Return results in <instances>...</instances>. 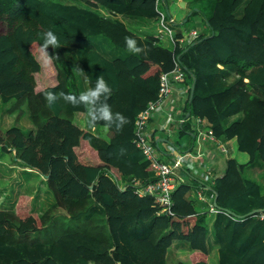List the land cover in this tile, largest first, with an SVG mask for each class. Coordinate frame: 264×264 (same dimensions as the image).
Wrapping results in <instances>:
<instances>
[{
	"label": "trees",
	"instance_id": "obj_1",
	"mask_svg": "<svg viewBox=\"0 0 264 264\" xmlns=\"http://www.w3.org/2000/svg\"><path fill=\"white\" fill-rule=\"evenodd\" d=\"M183 1L191 14L169 23L170 0H0V22L11 31L0 35V93L11 103L9 114L20 119L26 108L34 126L29 138L16 129L3 142L22 150L19 158L44 175L53 198L35 231L17 214V202L0 209V264H210L215 248L214 264H264V223L253 214L264 209V185L251 177L255 169L264 171V0ZM161 14L174 32L173 48L157 30L138 32L157 29ZM198 16L208 30L182 48L179 40L194 30L189 24ZM49 31L58 44L45 49ZM129 39L139 53L128 50ZM33 46L56 71V84L39 92L34 74L42 67ZM176 61L189 87L185 118L207 120L219 139H236L249 156L244 164L229 159L225 175L208 189L217 195L216 214L196 198L205 183L189 170L172 193V214L159 215L154 199L138 196L130 184L153 177L133 143L135 121L157 99L160 77ZM97 77L111 88L105 102L113 114L127 120L120 130H106L103 120L89 127L87 106L63 98L78 97ZM47 91L57 95L51 105ZM78 113L86 115L85 132L76 127ZM192 131L189 122L180 127L182 136ZM81 139L99 164L78 166L70 146ZM174 244L206 260L172 263Z\"/></svg>",
	"mask_w": 264,
	"mask_h": 264
},
{
	"label": "rangeland",
	"instance_id": "obj_2",
	"mask_svg": "<svg viewBox=\"0 0 264 264\" xmlns=\"http://www.w3.org/2000/svg\"><path fill=\"white\" fill-rule=\"evenodd\" d=\"M170 12L172 15L176 16L179 23H183L189 14L188 10H184V8L180 7L178 8L177 5L174 4H170ZM202 20L203 19L201 16H198L197 18L195 17L189 24L190 28L197 29L201 33H206L208 27L204 22H202ZM2 34L10 35L11 31L3 23L0 22V35ZM35 46H33L32 51L42 67L39 73L34 74L36 90L39 92L47 87H51L56 84V71L46 52L40 47ZM165 46L168 48H173L169 40L165 42ZM1 87L2 79L0 78V89ZM185 102L186 101L184 99H180L173 106L172 110L175 115L176 122L172 124L170 128H164L167 113L164 112L160 114L161 116L165 117V120L161 126L160 133L166 139V142L164 144L163 142L161 143V148L157 147V139L153 138L149 133L150 125L154 118L157 117V115L151 120L149 124L148 133L150 135V141L157 150V159L161 162L170 163L173 161L171 155H169L172 159L171 161H164L159 157V154L166 150V146L168 144L177 145L179 147L178 150L181 153L187 152L185 150L188 147L189 142L185 139H181L183 138V136L180 134V121L185 118ZM10 105L11 103L4 104L2 95L0 93V204L3 203L0 206H2L1 208L10 207L12 205V200H17V214L23 218L25 223V218L30 219V228L28 230L35 231L41 226L40 217L43 213L49 210L51 204H53V198L47 191L44 175L35 167L26 164L24 160L19 158L22 150L20 152H17L16 148L3 142V140L6 141L8 139L9 132H11L12 130H20L26 138H29L34 132V126L29 118L27 109L25 108V114L20 119H18L17 115H11L7 111ZM195 118L196 117L191 116L185 119V121L186 123L189 120L194 121L192 128L195 132H197ZM76 127L84 132L86 130L85 124L83 125L79 121H77ZM195 138L196 144L198 148H200L202 142L199 137ZM70 151H73L75 153L77 163L80 168L85 165H95L100 163V159L97 153L89 146L88 142H86L84 139L75 142V145L73 147L70 146ZM198 151L199 150H197V153H195L200 155ZM203 159L205 160V158ZM185 170L186 169L181 170L180 173L182 174ZM115 171L116 170L114 169V172ZM209 171L210 167L208 164H206V167L199 169V174L197 175L198 177H201L202 182L205 184H208L207 179L209 178ZM212 176L214 179H218V177L216 178L214 173L212 174ZM7 198H9L11 201H6ZM55 212L60 213L63 212V210L58 209ZM190 253L192 252L182 251L181 249H178L175 245H173V247L169 251V261L172 263H175L179 260L188 262ZM209 258L211 263L212 257L210 256Z\"/></svg>",
	"mask_w": 264,
	"mask_h": 264
},
{
	"label": "built area",
	"instance_id": "obj_3",
	"mask_svg": "<svg viewBox=\"0 0 264 264\" xmlns=\"http://www.w3.org/2000/svg\"><path fill=\"white\" fill-rule=\"evenodd\" d=\"M173 22L174 19L169 21V23ZM173 35L174 32L168 26L165 16L161 15L157 25L156 37L174 43L175 40ZM195 36L196 33H193L185 40L190 41ZM186 80L187 75L185 70L176 61L175 68L172 72L163 73L161 75L160 90L157 99L151 101L147 107L139 113L135 121V136L133 143L142 151L147 162L150 164L153 177L143 180L134 178L130 184L133 186L138 196L152 197L154 199L157 208H159V215L167 213L172 214V206L174 204L172 193L176 189L178 183L184 181L180 171L186 169L194 175L198 173L200 168L206 167V164L200 161V155L193 152L181 153L173 144H168L166 146V152L173 157V161L170 163L159 161L156 157L157 150L150 141V135L148 133L149 124L156 115H160L164 112L167 113L164 124L165 129L170 128L172 124L176 122L172 108L178 100L182 99L177 84L185 89L187 95L189 87L187 86ZM186 99L187 98H185V101ZM195 121L197 126L196 136L199 137L201 142H210L216 145L221 152L227 154L228 150L225 144L216 136L214 130L209 126L208 121L200 117H196ZM184 123V119L180 121L181 125ZM208 174V179H213V171L211 168ZM208 189L210 188L202 187L198 189L196 191L197 199L200 202L207 203L211 213L216 214L221 212L213 205V200L217 195L215 192L209 191ZM258 218L264 223V212H261Z\"/></svg>",
	"mask_w": 264,
	"mask_h": 264
},
{
	"label": "crops",
	"instance_id": "obj_4",
	"mask_svg": "<svg viewBox=\"0 0 264 264\" xmlns=\"http://www.w3.org/2000/svg\"><path fill=\"white\" fill-rule=\"evenodd\" d=\"M182 2L185 3V6L182 7ZM170 4H174V5H177V7L179 8H184V10H188L187 9V3L183 0H170L169 2V9H170ZM170 13V12H169ZM188 13H189V10H188ZM187 14V13H186ZM185 14V15H186ZM191 13H189L190 15ZM171 15V19H174V22L175 23H179L176 16ZM125 21L129 24V25H139L140 22H134L133 20H129V19H125ZM135 29V28H134ZM137 30V29H136ZM194 30H197V29H194ZM199 33H201L199 30H197ZM138 32L142 35H148V34H155L156 33V27H152V28H149V27H141V30H138ZM179 90H180V97L182 99L185 100V98H187V95H186V92H185V89L179 87ZM183 92V93H182ZM184 104V103H183ZM183 107V106H182ZM181 107V109H182ZM189 115V114H188ZM184 119H187V118H184ZM165 120V117L164 116H161V115H157V117L154 118V120L152 121L151 125H150V129H149V133L150 135H152L153 138L157 139V147L161 148V143L163 142V144L166 142V139L164 138L163 135H161V126L163 124ZM76 121H79L81 122L83 125L85 124V127H86V115L83 114V113H78L76 115ZM190 124H191V128L193 126V123L194 121H191L189 120L188 121ZM193 130V128H192ZM93 134H97L98 131H96L95 129H93L91 131ZM194 132V134L192 133ZM192 132H189L188 134H185L183 135V138L181 139H185L189 142V145L188 147L186 148L185 151L187 152H193V153H197V150H199L198 152L200 153L201 155V152H202V155L200 156V161H202L203 163L205 164H208L209 167L212 169L213 173L215 174L216 178H220L222 176L225 175L226 173V170H227V161L231 158H235L237 159L240 163L244 164L246 162H248L249 160V156L245 153H241L238 149V143H237V140L236 139H232V140H229V141H222L227 150H228V153H223L221 152L217 147L216 145L212 144V143H202V145L200 146V148H198L197 144H196V132L195 131H192ZM221 140V139H220ZM185 149V148H184ZM183 149V150H184ZM195 153V154H196ZM170 154H168V152L163 151L162 153L159 154V157L160 159L164 160V161H171L173 159L170 158L169 156ZM205 158V160L203 159ZM199 172V170H198ZM199 173L197 174H194V176L199 179V181L202 182L201 180V177H198ZM251 177L256 179L258 182H260L261 184L264 185V171H261L260 169H255L254 171H252V174H251ZM184 178V177H183ZM185 179V178H184ZM217 179H207L208 181V184H203L204 187H207V188H212L211 185H214L215 181ZM10 199L7 198L6 201H9ZM5 201V202H6ZM11 201V200H10ZM4 202V203H5ZM17 200H12V203L16 204ZM3 204V203H1ZM0 204V205H1ZM2 206H0V209H1ZM208 208V207H207ZM175 245V244H174ZM217 248H215L213 250V255L211 257L214 258V260L216 261L217 259ZM198 254V255H197ZM202 253L199 254V252H195V253H190L189 254V261L188 262H192V263H195V262H198V261H205L206 259H204V255ZM201 256V257H200ZM210 257V256H209ZM197 258V259H195ZM208 262L210 263V258H208ZM212 259L211 263L210 264H214L215 261Z\"/></svg>",
	"mask_w": 264,
	"mask_h": 264
},
{
	"label": "clouds",
	"instance_id": "obj_5",
	"mask_svg": "<svg viewBox=\"0 0 264 264\" xmlns=\"http://www.w3.org/2000/svg\"><path fill=\"white\" fill-rule=\"evenodd\" d=\"M125 43H126V47L131 53H139L141 51V48L137 47L134 40L129 39L126 40ZM57 44H58L57 37L51 31L43 34V47L45 49H47L49 46L54 47ZM110 94H111V88L106 83V81L102 77H97L95 86L88 89L85 92H82L78 97L71 94H67L64 95L63 98L65 101L73 105L83 103L84 105L87 106L88 116H89L87 124L89 127L93 126L95 122L103 120L106 122V130L108 127H113V126L117 130H120L124 126V124L127 123V120L123 115L119 113L113 114L110 107L105 102L106 98ZM44 95L49 105L53 104L57 100V95L51 91L45 92Z\"/></svg>",
	"mask_w": 264,
	"mask_h": 264
},
{
	"label": "bare ground",
	"instance_id": "obj_6",
	"mask_svg": "<svg viewBox=\"0 0 264 264\" xmlns=\"http://www.w3.org/2000/svg\"><path fill=\"white\" fill-rule=\"evenodd\" d=\"M161 15H163V14H161ZM170 15V13L168 14V16ZM165 16V18H166V15H164ZM193 33H196V36L194 37V38H192L190 41H188V40H185L186 38H189L190 36H191V34H193ZM199 36H200V33L197 31V30H192L190 33H188V34H186L182 39H180L179 40V43L181 44V46H182V48L183 47H188L189 45H191V44H195L196 42H197V40H198V38H199ZM177 87L179 88V87H181V85H179V84H177ZM216 200H217V197L213 200V205L216 207ZM203 203V202H202ZM206 204V206L208 207V209H209V205L207 204V203H205ZM210 210V209H209ZM261 212H264V211H260L259 213H257V214H254V215H256V217H259V215H260V213Z\"/></svg>",
	"mask_w": 264,
	"mask_h": 264
},
{
	"label": "water",
	"instance_id": "obj_7",
	"mask_svg": "<svg viewBox=\"0 0 264 264\" xmlns=\"http://www.w3.org/2000/svg\"><path fill=\"white\" fill-rule=\"evenodd\" d=\"M182 7H184L185 6V3L184 2H182ZM194 91H195V84L192 86V89H191V94H190V96H191V100H192V98H193V96H194ZM260 211H264V209L263 210H255L254 212H253V214H257V213H259Z\"/></svg>",
	"mask_w": 264,
	"mask_h": 264
}]
</instances>
